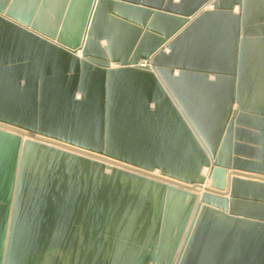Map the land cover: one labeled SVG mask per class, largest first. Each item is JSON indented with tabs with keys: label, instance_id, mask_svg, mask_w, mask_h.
Segmentation results:
<instances>
[{
	"label": "water",
	"instance_id": "95a60500",
	"mask_svg": "<svg viewBox=\"0 0 264 264\" xmlns=\"http://www.w3.org/2000/svg\"><path fill=\"white\" fill-rule=\"evenodd\" d=\"M0 264H264V0H0Z\"/></svg>",
	"mask_w": 264,
	"mask_h": 264
},
{
	"label": "bare ground",
	"instance_id": "6f19581e",
	"mask_svg": "<svg viewBox=\"0 0 264 264\" xmlns=\"http://www.w3.org/2000/svg\"><path fill=\"white\" fill-rule=\"evenodd\" d=\"M157 173V172H156ZM154 176H159V174H155V172L151 173ZM208 183V182H207ZM205 186H207V184H205Z\"/></svg>",
	"mask_w": 264,
	"mask_h": 264
},
{
	"label": "crops",
	"instance_id": "0c3cea01",
	"mask_svg": "<svg viewBox=\"0 0 264 264\" xmlns=\"http://www.w3.org/2000/svg\"><path fill=\"white\" fill-rule=\"evenodd\" d=\"M236 10H237V8H236ZM101 43H102V45H105V44H106V41L103 40ZM208 182H210V180H209ZM207 184H208V183H207Z\"/></svg>",
	"mask_w": 264,
	"mask_h": 264
},
{
	"label": "rangeland",
	"instance_id": "374dc122",
	"mask_svg": "<svg viewBox=\"0 0 264 264\" xmlns=\"http://www.w3.org/2000/svg\"><path fill=\"white\" fill-rule=\"evenodd\" d=\"M155 174H159V173H156V172H155Z\"/></svg>",
	"mask_w": 264,
	"mask_h": 264
}]
</instances>
